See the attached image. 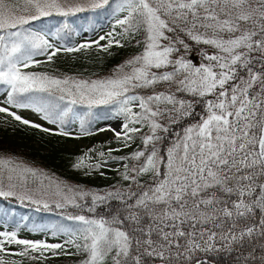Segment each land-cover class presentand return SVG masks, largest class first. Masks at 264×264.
I'll use <instances>...</instances> for the list:
<instances>
[{"label": "snow or ice", "instance_id": "1", "mask_svg": "<svg viewBox=\"0 0 264 264\" xmlns=\"http://www.w3.org/2000/svg\"><path fill=\"white\" fill-rule=\"evenodd\" d=\"M98 10L114 17L111 30L78 46L32 29ZM125 41L141 50L104 78L30 71L61 52L107 53ZM0 94L7 123L76 140L111 131L120 146L109 159L89 149L73 167L104 175L118 164L125 182L85 190L0 159V199L77 210L65 211L70 226L48 229L60 242L0 230V264H219L221 253L225 264H264V0H0ZM14 215L0 208V223Z\"/></svg>", "mask_w": 264, "mask_h": 264}, {"label": "trees", "instance_id": "2", "mask_svg": "<svg viewBox=\"0 0 264 264\" xmlns=\"http://www.w3.org/2000/svg\"><path fill=\"white\" fill-rule=\"evenodd\" d=\"M113 23L114 17L111 14L107 11L98 10L96 12L79 13L67 18L59 16L45 18L41 21L34 22L32 29L45 32L49 28L52 29L51 32H48L50 41L57 46L66 47L78 46L80 43L91 42L97 39L100 35H104L107 31L111 30ZM57 26L59 27L58 35ZM137 39H141V37L137 36ZM101 43L103 44L105 41H101ZM127 46L123 48L114 46L107 53L100 51L95 45L81 52H61L54 58L53 62L43 63L37 68L30 69V71L45 72L58 76H74L83 79L104 78L111 75L118 65L141 50L135 41L128 42ZM37 59L46 60V57L39 56ZM76 110L80 113L87 111L81 106H76ZM105 110L104 108L95 109L97 112H103ZM100 122L94 124L93 127H96ZM0 123L6 125V128L1 127L3 134L0 135V158L20 161L30 167L33 166L42 170L49 177L55 178L56 180L74 182L80 188L88 190L105 192L125 183L121 181L119 172L116 169L104 167L100 171L105 174L100 175L98 173L95 176L94 174H86L85 169H76L73 167L77 159L88 153L89 149H95V152L91 153V155L105 151V158L109 159L107 157V150L120 146V142L116 141L114 137L108 140L94 139L87 146L72 151L66 148L64 144L70 138L44 133L38 129L20 125L15 121L7 123L5 120L0 119ZM78 125L79 121L77 120L71 125V128L73 130L78 129ZM10 132L14 135V138L8 137ZM135 147L136 145L134 144L133 148ZM131 151L132 149H124L123 152L113 153L112 155L120 156ZM0 208H11L15 211V215L9 216L6 223H0L2 230H15L19 227V235L22 232L20 228L26 225L45 229L38 232L51 235L48 229L52 226L60 224L70 226L72 224L71 221H67L64 218L65 211H77L71 208L62 211L54 207L48 211L43 209L37 211L35 206L27 203L20 204L15 200L6 201L3 199H0ZM98 211L100 210L98 209ZM55 238L63 239L61 236ZM215 259L219 264H225L230 257L227 254L221 253L217 254ZM24 264H33V262L25 260ZM42 264H76V260L71 256H61L57 261H51L50 259L43 261Z\"/></svg>", "mask_w": 264, "mask_h": 264}, {"label": "rangeland", "instance_id": "3", "mask_svg": "<svg viewBox=\"0 0 264 264\" xmlns=\"http://www.w3.org/2000/svg\"><path fill=\"white\" fill-rule=\"evenodd\" d=\"M102 28V27H100ZM128 42L125 41V47H128L127 46ZM196 63H200L201 61L199 60H196L195 61ZM94 79H99V78H94ZM3 99V95L0 94V100ZM25 118H28V119H31L37 123H41L43 124L45 127H50V128H54L55 126L53 125H48L45 121H42L40 120V118L34 114V113H31L30 111H23L21 113ZM116 123H118V121L116 119H112V120H103L101 121L96 127H107L108 125H115ZM1 127L3 128H6V125L5 124H2L0 123V135L3 134V131L1 129ZM94 127V128H96ZM9 138H14V135L10 134L8 135ZM111 137H114V134L111 132V131H104V132H99L98 134L96 135H93V136H86V137H82L81 139L79 140H76V139H70V140H67L64 144L66 146V148H68L69 150H72V151H76L78 149H80L81 147H85L87 146L88 144H90L94 139L95 140H108L109 138ZM37 145V144H35ZM93 157V160L97 159L98 158V154L94 153L92 155ZM0 159H8V158H0ZM107 159V158H106ZM9 160H12V159H9ZM17 164H20V165H24V166H27V167H30L28 166L27 164L25 163H22L20 161H15ZM109 168H112V169H117L119 168V165H113L111 164V162L109 163V165L107 166ZM30 168L32 169H35V170H38L42 173H45L43 172L42 170L36 168V167H33L31 166ZM99 172H92L91 174H94L96 176V174H98ZM55 179V178H53ZM56 180V179H55ZM59 181V180H58ZM67 183L68 185L70 186H78L76 183L74 182H65ZM85 189V188H83ZM85 190H88V189H85ZM24 218V217H23ZM37 227L36 226H32V225H26V226H22L20 228V230L22 231L20 233V238H24V239H32V240H37V239H44V240H47L49 242H60L62 239H59V238H55L51 235H49L48 233H40L38 231H34L33 229H36ZM0 230H2V225L0 224ZM13 247H16V246H13ZM71 251H75L74 249H72ZM72 258H74L76 260V264H78V261L80 260V256H71ZM60 258V257H59ZM59 258H56V259H51V261H57Z\"/></svg>", "mask_w": 264, "mask_h": 264}]
</instances>
